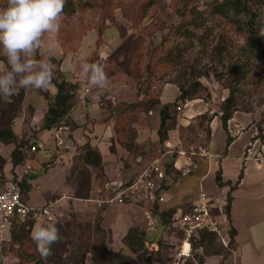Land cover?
Wrapping results in <instances>:
<instances>
[{
    "label": "rangeland",
    "instance_id": "rangeland-1",
    "mask_svg": "<svg viewBox=\"0 0 264 264\" xmlns=\"http://www.w3.org/2000/svg\"><path fill=\"white\" fill-rule=\"evenodd\" d=\"M84 1L73 0L68 5L70 1L66 0L59 34L46 37L42 58L54 72L51 90L17 89V94L7 100L0 98V126H6L11 120L20 137L29 139L30 143L38 142L40 133H48L42 127L45 115L55 104L57 84L66 78L74 86L69 89L72 107H66V113L63 112L53 126L56 145L49 135L42 141L41 150L25 151L26 160L15 171L11 161L3 169L7 176L20 178L25 164L33 165L28 174L39 176L25 198L34 206L57 201L51 207L54 217L37 222L46 225L52 220L58 221L64 242L54 244L53 255L45 261L39 257L31 239L33 227L25 231L16 229L13 234L18 241L10 235V228L0 234V264L50 261L51 264H175L180 234L173 224V216L168 224L160 216L171 208L176 211L178 207L187 208L190 201L197 198L202 187L198 169L186 174L173 171L165 202L152 203L141 194L128 203H99L95 199L105 197L101 195V186L105 180L116 176L114 172L125 178L134 177L158 156L164 142L154 147L151 140L156 131L158 134L162 107L170 103L167 98L173 103L169 110V131H176L184 146L210 148L214 153L217 148L225 150L224 145L231 133L236 134L238 125L243 131L254 126L264 144V0H253L259 14L256 28L260 31L256 37L258 45L249 51V34L237 27L247 22V16L229 11L226 18L214 9L222 5L228 8V0H108L111 7L107 10L102 7L103 0H93L89 8ZM5 3L6 0H0V6ZM82 63L104 66L107 89L87 83V76L80 70ZM0 65L6 66L3 56H0ZM70 66L75 70L66 74L64 69ZM181 86L194 94L186 96L185 100ZM232 86L237 92L235 109L225 124L222 119L224 100ZM160 96L162 101L159 102ZM88 97L98 101L96 118L112 121L114 135H119L120 140L111 146L112 152L117 154L108 152L105 159L102 154L104 165L99 168L84 159L89 147L98 148L89 141L73 146L70 151L66 147L67 133L77 126L78 120L86 125V119L94 117L85 109L72 115L79 103L89 104ZM38 105H44L46 110L41 119L34 117ZM230 123L234 131H230ZM214 133L216 143L211 142ZM137 136L144 144L136 145ZM0 143L4 142L0 140ZM6 148L9 150L11 146ZM239 148V145L234 146L231 159H237ZM39 151L50 159L41 157ZM0 154L8 162L10 158L7 159L4 152ZM109 155L114 160L108 162ZM65 157L69 161L62 164L65 167L57 164L58 159L66 163ZM2 164L0 162V166ZM238 179L239 175L236 181ZM216 181L214 173H208L202 184L205 189L215 190ZM260 187L262 189L252 190L244 186L243 189L251 192L240 189L236 193L235 213L241 217V223L263 225L264 195L257 194L264 186ZM149 215L154 220L152 225ZM219 244L217 239L208 244L209 253L216 245L221 249ZM208 251L193 248V261H187L188 258L180 264H198L197 254ZM24 252L33 256L23 257ZM228 252L225 246L222 253L227 256Z\"/></svg>",
    "mask_w": 264,
    "mask_h": 264
},
{
    "label": "crops",
    "instance_id": "crops-1",
    "mask_svg": "<svg viewBox=\"0 0 264 264\" xmlns=\"http://www.w3.org/2000/svg\"><path fill=\"white\" fill-rule=\"evenodd\" d=\"M176 96L177 94L175 95V97ZM159 101H162L161 96L159 97ZM166 101L171 102L172 99L167 98ZM87 102L89 103L88 105L86 103L85 104L83 103V105L82 103H79L78 109L74 110L72 112V115H74L73 114L74 112H77L78 114L81 109H85L84 111L87 114L89 113L94 117H90L89 119L87 118L86 125L81 123V121L78 120L77 126L74 127L73 130L68 131L67 133L68 142H66V147L69 148L68 151H70L73 148V146L74 147H77L78 145L81 146L84 143L89 141L93 147H98V149L101 150L102 154L104 155V159L108 152H110L113 155H116L117 153L112 152V149H111V146H113L114 143L115 144L117 143V141L113 140L114 132H113L112 121H101L96 118V115L98 114L97 109L99 107V104L97 103L98 101L96 98L88 97ZM167 102H163V103H167ZM44 107H45L44 105H38L39 110L35 113L34 115L35 118L41 119V117L45 115L46 110L44 109ZM41 111L43 112L41 113V115H39ZM89 124L92 125V127H89ZM63 127H66L68 129V126H63ZM236 128H237V130L235 129L236 134L231 133L229 136L231 137L230 142L227 140L226 145H224L225 150H222V148L221 149L217 148L215 151L217 153H214L213 150L209 148L211 155L205 158L204 160H201L197 168L198 172L199 173L201 172L200 173L201 174L200 183L202 185L201 190L205 189L202 182L204 181L208 173H214L215 181H216L217 173L218 172L221 173L223 185H219L216 181V187H215L216 189L215 190L208 189V190L211 192H216L220 190L221 187H224L225 190L230 192L232 204L230 208L229 226L231 228H234L235 230L234 239L232 240L231 245L227 247L229 251L227 253V256L224 255L222 252L215 253V254H212L211 256H207L206 258H204L203 264H264V226H263L264 220L262 221L263 223L262 226H259L258 223L253 224L250 222L245 224V223L240 222L241 217L238 216L237 213H235L236 212L235 211V207H236L235 201H236V196H237L236 193L240 189H243L244 186H246V187L251 188L252 190H259V189H262L260 186H264V144H262L261 139L258 137V131L256 130L254 126H251L248 129L244 128V131L243 129L239 130L240 128L239 125ZM251 128H253V130ZM232 129H233V123H230V131H232ZM44 130L46 131L48 130V133H44L46 131L43 132L44 133L43 135L42 133H40L38 142H34V141L31 142V146L37 145V150H41V148H43L44 144L42 141H44L47 137H49V135H51V138L53 141L52 143L56 145L55 139L57 138V136H56V132L54 131V128L52 127L51 129H44ZM52 133H54L53 135L55 139ZM215 137H216V133H214V136H212L211 138L212 143H216V141L214 140ZM139 139L140 138L137 136L136 140H137L138 145L144 144L143 142L144 140L143 139L139 140ZM168 140L176 145L182 142V140L179 139V137H177V132L174 130L169 131ZM151 141H152L151 143L152 146L154 147L158 146L160 142V138L157 134V131L153 135ZM1 145L4 148L3 149L0 148V152L2 153L4 152L5 157H7L8 159L14 147H12L11 143L9 144L0 143V147ZM9 145L11 146V148H9L8 150L6 146L9 147ZM236 145H239L240 148L236 155L237 159L233 160L231 158L233 156L232 155L233 148ZM251 145L252 147H249ZM116 147H117V151H119V147L117 145ZM160 150L161 149H159L158 155L160 153ZM41 152L42 151L38 152L40 153L41 157H45L44 159H47V160L50 159L49 156L45 154L43 155L41 154ZM145 157H142L141 159L145 160ZM214 157H217L218 159L216 158V160H214ZM108 159H110L108 160V162L114 160L112 156L110 155L108 156ZM64 160H66V163L64 161L62 162L61 159H58L57 161H59L60 163H57V164L65 165L69 163L68 157H65ZM28 161L29 159H27L26 162ZM170 161H171V158H170ZM7 163H10L9 160ZM28 165H30L31 169H33L32 168L33 165L30 163L25 164V169L27 168ZM63 165L62 167H65ZM109 165L112 166L113 164H109ZM118 165H119V162H118ZM240 168L242 169V172H239V170H241ZM25 169H24V174H22L20 177H23V175H25ZM241 173H242V177L240 178ZM113 175H116V176L114 178H110L109 182L106 184V188L108 189V192H106L105 190H101L103 192L101 195H105V197L108 196L110 188H113L116 184L124 182L129 179V178L120 176L115 172L113 173ZM238 175H239V179L238 181H236L238 178ZM169 179H172V177L168 176L166 180V188L168 184L170 183ZM34 180H32L33 184H34ZM233 183H236L235 184L236 186H234ZM166 188L164 189L165 197L168 196L167 192H169L170 190ZM243 190H245L246 192H251L250 190H246V189H243ZM262 192H264V190L260 192L261 194L258 193L257 195L258 196L264 195V193ZM105 197L100 196L96 198L95 200L101 203L100 202L101 199ZM152 203H159V202H152ZM110 204H113V203H110Z\"/></svg>",
    "mask_w": 264,
    "mask_h": 264
},
{
    "label": "built area",
    "instance_id": "built-area-1",
    "mask_svg": "<svg viewBox=\"0 0 264 264\" xmlns=\"http://www.w3.org/2000/svg\"><path fill=\"white\" fill-rule=\"evenodd\" d=\"M31 150L36 151L37 145H32ZM210 155L208 148L184 146L182 143L176 145L166 140L159 155L137 172L131 183H127L126 180L116 184L100 202H133V198L141 195L150 202H164L166 198L163 184L168 178L166 164L170 162V158L174 159V167L181 170L182 174H186L197 169L199 162ZM30 169L31 166L28 165L25 173H29ZM56 202L52 201L43 206L29 205L14 176L0 178V234H4L13 225L29 219H52L54 212L51 207ZM231 204L230 192L221 187L216 192L202 189L187 208H177L173 215V224L180 234V242L175 254V264L193 257L194 242L203 232L216 236L224 246L231 245L229 226ZM149 217L152 219L149 222L152 225L154 220L152 215Z\"/></svg>",
    "mask_w": 264,
    "mask_h": 264
},
{
    "label": "clouds",
    "instance_id": "clouds-1",
    "mask_svg": "<svg viewBox=\"0 0 264 264\" xmlns=\"http://www.w3.org/2000/svg\"><path fill=\"white\" fill-rule=\"evenodd\" d=\"M65 3L66 0H6L0 6V56L6 60V66L0 65V98L7 100L17 94V89L51 90L54 72L42 57L46 37L59 34ZM74 70L71 66L64 69L66 74ZM80 70L90 86L107 89L104 66L82 63ZM57 223H37L31 231L36 250L45 261L53 255L52 246L64 242Z\"/></svg>",
    "mask_w": 264,
    "mask_h": 264
},
{
    "label": "trees",
    "instance_id": "trees-1",
    "mask_svg": "<svg viewBox=\"0 0 264 264\" xmlns=\"http://www.w3.org/2000/svg\"><path fill=\"white\" fill-rule=\"evenodd\" d=\"M69 3L68 5L72 4L73 0H67ZM189 1V0H186ZM194 1V0H192ZM197 1V0H196ZM85 5L86 7H91L94 4L93 0H85ZM67 3V2H66ZM253 0H228V2L226 3V5H228V8H224L223 5L222 6H217L214 9L216 10V12L218 14H223V16L226 18L229 17V11H233L237 16L239 15H245L247 16L248 20L247 22H245V24L242 25H237L238 29H240L242 32L244 30H246V33L249 34L248 38L250 39L249 42L247 43V50H251L252 48L256 47L258 45V42L256 40V37L258 36V33L260 31V29L256 28V19L258 18L259 14L256 13V8L253 6ZM110 6V2H108V0H103V4L102 7H104L106 10L109 9ZM182 16L184 15V12H181ZM180 24V23H179ZM248 65V63H246ZM249 66V65H248ZM73 85L65 78L62 79L58 84H57V94L55 95V104L52 105L46 115V120L44 122V126L42 128L44 129H51L56 122H58L59 118L63 115V112L66 113V111L72 107V104L69 103V99L72 97L69 89H73ZM181 93L182 96H180L179 98H185L188 95H193L194 91H189L187 89H185L184 87L181 86ZM236 88L234 86L230 87V94L226 97L225 104L223 106L224 109V114L222 115V119L223 122L226 124L227 120L232 117V113H233V109H235V96H236ZM187 98H185L186 100ZM191 99V98H190ZM160 102V101H159ZM176 102V101H175ZM173 105L172 102L164 104V106L162 107L161 111H160V115H161V124H160V128L158 129V134H159V138H160V142H165L168 139V132H169V128H168V121L170 119V114H169V110L170 107ZM66 107H68L67 110ZM181 107V106H179ZM177 108V107H176ZM117 135V134H115ZM114 135V141H117V143L120 142L119 140V135L115 136ZM231 137L228 138V141L230 142ZM0 140L4 143H14V149L12 150L10 156H9V161L12 162V170L15 171V168L21 164L23 161L26 160V154L25 151L27 149L31 148V143L29 141V139H25L23 137H20V135L15 131V128H13L12 124H11V120H8L7 125L6 126H0ZM136 145H138L137 140H136ZM27 148V149H26ZM85 161L87 162V164L93 165L95 167H101L104 164L102 163V153L98 148H88L85 156H84ZM0 162L3 163L0 168L2 170V172L0 171V178H6L8 177L3 169L5 164L7 163L6 158H4L1 154H0ZM167 174L169 176H171V173L173 171H177V173L182 174L181 170H177L174 167V159H172L170 162H167ZM3 176V177H1ZM39 175L38 174H25L23 175V177H15L14 176V180L19 184V186L21 187L22 191L24 192V194H27L30 190H32V180H34L35 178H37ZM242 177V173L240 174V178ZM132 177L128 179L127 183H131L132 181ZM216 180L217 183L219 185H223L222 184V177H221V173L218 172L216 175ZM109 182V179L105 180V182L103 183V185L101 186L103 188V190H105L106 192H108V189L106 188V184ZM164 188H166V183L163 184ZM167 189V188H166ZM27 197V196H26ZM157 205V204H156ZM176 209L175 208H171L169 209V212H161L160 218L162 219V221L166 222L167 224L172 220V216L174 215ZM157 214V213H156ZM168 215V219L166 221V217ZM38 220L33 218V219H29L25 222L19 223V224H15L11 227L10 230V235H13V239L16 241L18 238L16 237L15 234H13V232L16 229H20V231H25V228H30V227H34L35 224H37ZM230 235L232 237V240L234 239V235H235V230L234 228L230 227ZM216 240V237L210 233L207 232H203L201 237L198 238L197 240H195L194 242V250L196 251L197 249H199L200 247L205 248L208 251V244L213 243ZM18 241V240H17ZM232 242V241H231ZM221 246L218 248L217 245L215 247H213V252L209 253H203L202 255L200 254H196L199 255L198 258L197 256L195 257V261L196 258L198 259L196 262H198V264H203L204 262V257L205 254L209 255V254H215V253H221L222 250L225 248L224 246H222L221 244H219ZM195 254V255H196ZM23 257H28V255L33 256L32 254H29L28 252H24ZM40 257V255H39ZM38 259V258H37ZM50 260V259H49ZM193 261V259H188L187 261ZM38 261H40V259H38ZM46 264H51L50 262H45ZM44 263V264H45ZM67 263V262H66ZM63 264V263H62Z\"/></svg>",
    "mask_w": 264,
    "mask_h": 264
}]
</instances>
